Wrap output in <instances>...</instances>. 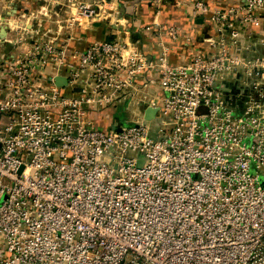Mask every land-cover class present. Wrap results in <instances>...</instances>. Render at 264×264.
I'll list each match as a JSON object with an SVG mask.
<instances>
[{
    "label": "built area",
    "instance_id": "built-area-1",
    "mask_svg": "<svg viewBox=\"0 0 264 264\" xmlns=\"http://www.w3.org/2000/svg\"><path fill=\"white\" fill-rule=\"evenodd\" d=\"M23 1L0 0V264H264V0H150L142 38L74 49L119 0Z\"/></svg>",
    "mask_w": 264,
    "mask_h": 264
},
{
    "label": "crops",
    "instance_id": "crops-1",
    "mask_svg": "<svg viewBox=\"0 0 264 264\" xmlns=\"http://www.w3.org/2000/svg\"><path fill=\"white\" fill-rule=\"evenodd\" d=\"M204 1H206L210 6L226 7L238 3L239 0ZM23 2V6L29 9H35L39 7V5H46L52 9L57 8L58 11L65 10L68 4V0H24ZM119 5L121 7L122 15H124L126 18L124 19L126 22L123 25L116 23L110 24L108 20L93 21L87 25V28H79L76 30L74 36L70 40L71 43L69 47L71 49L79 48L81 46L85 47L94 42L117 37L118 33H123L124 36H129L132 40H138L139 38H142L141 35L136 31V25L142 26L151 19L153 8L150 5V0H119ZM167 5L168 6L165 7L162 16V20L167 24H183V29L191 33L197 32L203 34L211 28V24L206 18H199L198 20L191 21L187 14L177 9L172 3H168ZM135 9L141 13L138 19L135 16L136 13L134 14ZM148 40L149 39H145V42H147V45H150L151 42ZM141 45L142 40L140 46Z\"/></svg>",
    "mask_w": 264,
    "mask_h": 264
},
{
    "label": "rangeland",
    "instance_id": "rangeland-1",
    "mask_svg": "<svg viewBox=\"0 0 264 264\" xmlns=\"http://www.w3.org/2000/svg\"><path fill=\"white\" fill-rule=\"evenodd\" d=\"M136 110L133 106L127 105V103L119 106L118 108L114 109V118L117 120L122 121L123 123H130V119L135 118L138 114H136ZM152 126L155 125V121L150 122Z\"/></svg>",
    "mask_w": 264,
    "mask_h": 264
},
{
    "label": "water",
    "instance_id": "water-1",
    "mask_svg": "<svg viewBox=\"0 0 264 264\" xmlns=\"http://www.w3.org/2000/svg\"><path fill=\"white\" fill-rule=\"evenodd\" d=\"M55 82L58 86L65 87L67 86L68 80L65 76H58L56 77ZM144 113H145L146 120H152L156 117L157 109L146 107Z\"/></svg>",
    "mask_w": 264,
    "mask_h": 264
},
{
    "label": "trees",
    "instance_id": "trees-1",
    "mask_svg": "<svg viewBox=\"0 0 264 264\" xmlns=\"http://www.w3.org/2000/svg\"><path fill=\"white\" fill-rule=\"evenodd\" d=\"M168 5H165L164 6V9H165V7H167ZM174 7V6H173ZM171 24H174V23H171ZM183 25V24H182ZM183 49H181L178 53L180 54L181 53V55H183L182 57H185V56H187L188 55V53L189 52H187V50L186 51H183Z\"/></svg>",
    "mask_w": 264,
    "mask_h": 264
}]
</instances>
